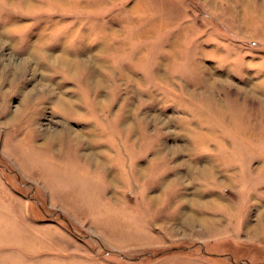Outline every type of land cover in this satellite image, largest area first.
<instances>
[{
    "label": "rangeland",
    "instance_id": "374dc122",
    "mask_svg": "<svg viewBox=\"0 0 264 264\" xmlns=\"http://www.w3.org/2000/svg\"><path fill=\"white\" fill-rule=\"evenodd\" d=\"M21 2L0 264H264V0Z\"/></svg>",
    "mask_w": 264,
    "mask_h": 264
},
{
    "label": "bare ground",
    "instance_id": "6f19581e",
    "mask_svg": "<svg viewBox=\"0 0 264 264\" xmlns=\"http://www.w3.org/2000/svg\"><path fill=\"white\" fill-rule=\"evenodd\" d=\"M22 2L21 3H23V5L25 6V7H27V8H30L31 6H32V3H31V1L32 0H21ZM2 46V45H1ZM9 56V55H8ZM2 60H3V58H2ZM55 61L57 62V63H59V64H62V65H64L65 67H68L70 70L72 69V67L74 66L70 61H66V62H64V60H63V58H62V56H57V57H55ZM18 66V65H17ZM75 68V67H74ZM56 103L57 104H59V106H62V107H64L65 105H67V104H65V101H64V98H62V97H58L57 98V100H56ZM66 103H67V101H66ZM65 104V105H64ZM22 106V105H21ZM20 106V107H21ZM68 106V105H67ZM19 107V108H20ZM57 108V107H56ZM56 108H54V109H56ZM69 109V108H68ZM71 111H72V109H70ZM69 110V111H70ZM63 129H59L58 131H56V132H51V131H49V132H46V134H47V136L49 135V136H51L50 137V139H52V141H54V142H56L57 141V139L59 138V139H61L64 135H65V133L62 131ZM73 134H76V133H74V132H72ZM211 163V162H210ZM228 170V169H227ZM229 179V181H227V182H232L231 181V179L230 178H228Z\"/></svg>",
    "mask_w": 264,
    "mask_h": 264
}]
</instances>
